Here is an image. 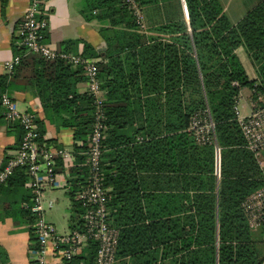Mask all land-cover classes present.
Wrapping results in <instances>:
<instances>
[{
  "label": "trees",
  "instance_id": "16d2710c",
  "mask_svg": "<svg viewBox=\"0 0 264 264\" xmlns=\"http://www.w3.org/2000/svg\"><path fill=\"white\" fill-rule=\"evenodd\" d=\"M0 1L3 5L7 0ZM90 2V11L99 10L98 17L108 22L102 32L114 29L105 40L109 65H98L102 89L107 94L102 163H109L106 170L116 172L106 173V185L136 179L139 183L161 180L163 184L157 188L138 184V191L143 193L141 200L132 196L126 204L112 192L108 206L113 210V224L120 230L116 259L129 258L131 264L261 263L264 228L250 230L240 205L264 185V172L245 148L234 106L244 89L251 91L249 97L255 104L263 103L257 99H264V0L235 25L224 14L219 0H184L186 16L181 0H137L142 7L164 6L169 19L149 30L155 37L137 31L122 0ZM77 43L65 41L60 48L70 51ZM240 47L254 68V80L249 79L236 55ZM123 52L127 53L120 57ZM13 54L20 57V62L12 74L0 75V96L8 93L21 71L29 70L28 77L34 79L42 107L56 117V128L71 129L73 143H83L81 147L73 144L72 148L76 163H84L86 138L92 126V100L88 94H77L72 88L75 80H69L82 73L81 68L72 70L64 61L25 55L15 45ZM82 54L86 58L98 56L87 43ZM110 76L112 79H107ZM194 116L199 117L201 126L208 125L209 119L214 126L221 158L218 184L214 144H199L188 131ZM136 122L139 124L134 127ZM38 123L43 135V123ZM45 142L49 145L51 141ZM141 172L145 176H135ZM26 181L25 172L19 170L0 189L8 185L16 192ZM68 183L69 227L81 230V209L74 197L87 185V169L74 167ZM29 204H21L16 213L28 215L31 223ZM123 212L128 221L121 224ZM145 221L150 227L160 224L173 233L163 230L161 235L153 236L155 249H140L142 230L137 227ZM121 225L129 229L123 231ZM146 231L151 232V228ZM34 241L30 232V242ZM94 251L91 244L76 262L90 263ZM0 264H9L2 247Z\"/></svg>",
  "mask_w": 264,
  "mask_h": 264
},
{
  "label": "built area",
  "instance_id": "2783aa9c",
  "mask_svg": "<svg viewBox=\"0 0 264 264\" xmlns=\"http://www.w3.org/2000/svg\"><path fill=\"white\" fill-rule=\"evenodd\" d=\"M49 1L29 0L18 24L14 45L25 55L33 54L45 61H64L74 68L80 67L86 79L87 94L91 97L93 107L92 126L86 139L87 149L83 164L88 171V177L87 185L81 187L74 197L81 209V230L69 228L67 232L60 234L54 225L44 220L45 192L68 188L64 177L57 172V164L59 161H67L70 153L66 149L51 147L45 140L40 141L35 114L18 111L8 93L0 96L1 117L7 124H17L22 136L17 148L0 167V187L6 185L17 171L25 172V186L30 194L28 210L32 221L29 228L35 240L29 249L31 264H115L119 232L110 222L108 196L104 185L102 154L107 118L98 64L93 59L84 57L82 52L61 51L47 42L46 4ZM122 3L133 17L137 31L148 34L137 0H122ZM19 62L20 57L14 55L4 63L7 75L12 74ZM257 100H263V103L257 105L252 101L250 115H237V121L245 148L258 161L264 152V99L258 96ZM234 109L236 111V104ZM200 123L199 117L194 116L188 131L193 133L197 143L212 142L217 147L211 120H208V125L201 126ZM209 133L211 136H208ZM50 207L51 202L47 205L48 209ZM240 207L250 230L264 228V185L249 194ZM91 244L95 246L93 260L90 263L83 260L76 262ZM48 251L51 252L52 262L48 260ZM259 264H264V260Z\"/></svg>",
  "mask_w": 264,
  "mask_h": 264
},
{
  "label": "crops",
  "instance_id": "0c3cea01",
  "mask_svg": "<svg viewBox=\"0 0 264 264\" xmlns=\"http://www.w3.org/2000/svg\"><path fill=\"white\" fill-rule=\"evenodd\" d=\"M259 1L260 0H219L224 14L227 16L232 25H235L246 14V12L255 7ZM28 3L29 0H7L6 3L2 5L0 1V75H7L4 69V63L11 60L14 56L13 46L16 43L17 27L28 6ZM181 3L183 13L186 16L184 0H181ZM90 4V0H50L46 4V19L48 22L46 40L50 43V45H52V47L58 48L59 50H61L60 45L65 41H78V43L72 47V50L67 51L72 53L82 52L84 43H87L95 52L98 53L97 57H93L91 59L96 61L98 65H109L110 60L106 57L107 45L105 40L108 34H111V31L114 29L102 32V29L104 30L108 28V22L106 19L98 17V15L101 14L99 10H93L91 12ZM140 7L142 9L145 27L148 32V34L144 35L155 37V34L151 33L149 30L156 29L161 24L166 23L169 19L164 6L160 3L157 5ZM230 11L231 14L236 16L232 18L230 16ZM161 37L166 38L163 36ZM126 53L127 52H123L120 57H123ZM236 55L244 67L249 79H256L254 68L242 47L236 50ZM75 69L76 68L72 67V70ZM28 71L29 70H26V72L24 70L21 71L19 79L13 82L8 94L12 97L18 111L35 114L37 130L41 141H51L49 142L51 147L66 149L70 153V158L67 159V161H59V166L57 167V172L64 177L66 183L68 184L67 189L57 190H64L66 194L69 189L68 180L71 178L72 169L74 167L85 168L83 166L84 163H76V154L72 148L73 144L77 147H81L83 143L81 141L73 143V133L71 129L56 128V117L55 119L51 117L52 114L42 107L43 103L37 95L34 87V79L28 77ZM107 79L111 80L112 78L110 76ZM69 80L71 83L75 80V84L72 88L77 94H87V83L83 73L70 77ZM243 91H246V89L242 90V92ZM250 94L251 91H248L246 99L250 100ZM106 95V90L102 89V97L105 102ZM238 117L240 116L238 115ZM38 121L43 123L45 130L43 135L40 134V125ZM137 123L139 124V122H136L134 127L137 126ZM131 130L132 129H130V131ZM20 136L21 129L17 124H7L5 121L0 120V167L2 166L4 160L17 148L20 142ZM109 166V163L104 165V185L107 190L108 204L111 200L112 192H114L116 197L126 204L128 201L132 200V196L134 197V200H137V197L141 200L140 195L143 193L138 191V184H141L144 187L154 188L163 186L161 180H155L153 183L145 180L144 182L139 183L138 179L134 182L119 181L118 183H115L114 186L106 185V173L109 172L112 175L116 174L114 170H106V167ZM220 169V149L218 147H214V176L217 184L220 180ZM135 176L143 177L145 174L141 172L140 174L136 173ZM25 183L23 187L18 189L16 192L13 190L14 187H7L8 185L0 189V247H2L7 253L9 264H31L29 258L31 242L28 215L23 216L16 213L21 204L29 201V198L27 199L29 190L25 186ZM54 191L56 190L50 189L45 192L44 202H47V204L51 202V207L49 209L52 208V204L54 202V200L50 198L49 194ZM23 206L26 207V204ZM126 209L127 208H125V210ZM108 211L111 219L110 222L112 226L116 228L113 224V219L111 218L113 210H111L109 206ZM126 213L129 214V211H126ZM124 217L123 212L119 223L123 224L128 221ZM50 223L52 224V222ZM119 227L120 229H123V231L124 229H129L124 225ZM137 228H141L142 230L141 236L138 240V246L143 250L155 249V245H157V243L156 240L153 239L154 235H161L163 230H165V232L169 235H172L173 233L170 229H163L160 224L150 227V223L148 221L139 224V227ZM148 228H151V232L146 231ZM116 229L118 230L120 236V230L118 228ZM47 257L48 260L52 262L50 251H48ZM121 263L131 264V260L129 258H125L123 260H117L115 264Z\"/></svg>",
  "mask_w": 264,
  "mask_h": 264
},
{
  "label": "rangeland",
  "instance_id": "374dc122",
  "mask_svg": "<svg viewBox=\"0 0 264 264\" xmlns=\"http://www.w3.org/2000/svg\"><path fill=\"white\" fill-rule=\"evenodd\" d=\"M230 16L233 18L236 15L231 14ZM145 24V21H144ZM147 25V24H146ZM246 91L242 93L241 97L238 98L236 103V113L240 117H246L250 115L252 109V99H246ZM258 163L264 172V152L261 153L260 157L258 158ZM50 198L54 200L52 204V208L47 210V202H44L45 207V215L44 220L47 222H52L54 227L58 233L62 234L68 231V227L70 225L68 219V212L70 208V200L65 194L64 190H56L49 194ZM50 200V199H47ZM70 228V227H69ZM264 241V237H263Z\"/></svg>",
  "mask_w": 264,
  "mask_h": 264
},
{
  "label": "water",
  "instance_id": "95a60500",
  "mask_svg": "<svg viewBox=\"0 0 264 264\" xmlns=\"http://www.w3.org/2000/svg\"><path fill=\"white\" fill-rule=\"evenodd\" d=\"M187 18V17H186Z\"/></svg>",
  "mask_w": 264,
  "mask_h": 264
}]
</instances>
